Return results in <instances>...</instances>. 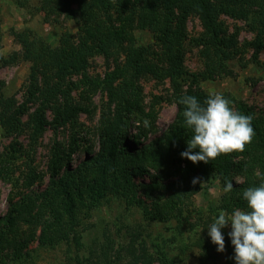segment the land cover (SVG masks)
<instances>
[{
    "label": "trees",
    "instance_id": "obj_1",
    "mask_svg": "<svg viewBox=\"0 0 264 264\" xmlns=\"http://www.w3.org/2000/svg\"><path fill=\"white\" fill-rule=\"evenodd\" d=\"M37 11L46 23L73 21L76 33L63 32L57 45L52 46L31 31H10L19 50L6 57L0 54V68L23 61L29 72L20 103L0 98V127L4 133H19L26 115L33 143L49 125L54 129L68 125L74 130L79 113L87 111L71 95L77 83L84 87L81 98L89 100L100 92L106 101L89 139L73 131L67 145L53 143L46 165L48 186L14 203L8 201L9 208L0 219V255L7 249L19 254L34 238L43 248L73 242L80 249L83 221L108 198L138 207L146 220L181 223L180 218L185 220L182 217L189 213L192 197L199 191L193 183L197 177L217 181L221 189L226 181H232L233 191L223 192L219 209L229 214L236 208L247 210L243 190L264 183V115H256L243 102L223 94L233 110L253 117V140L243 153L193 164L181 158L192 132L185 124V106L180 99L195 96L203 104L210 94L200 82L232 76L227 63L239 53L238 40L236 35L226 34L220 21L223 16L247 22L250 30L257 32L256 39L246 46L253 49L251 61L258 63L264 49V0H39ZM192 17L198 19L202 29L195 44L200 47L204 70L196 74H188L184 65L187 23ZM136 31L149 32L154 45H138ZM2 38L0 20V52ZM97 55L104 57L108 67L102 78L87 72L89 60ZM77 75L80 79L75 83L72 78ZM142 78L168 82L176 106L165 132L148 143L143 141L155 133L153 127L134 130L129 125V119L142 112ZM49 109L53 113L51 122L47 119ZM90 133L85 130L84 136ZM78 151L83 157L75 164ZM13 153L15 149L11 155L0 154L2 181H9ZM137 176H148L149 182L137 183ZM37 178L29 170L23 182L30 187ZM147 198L149 204L144 200ZM210 252L207 247L202 256L209 257ZM159 258L163 264H170L164 254ZM135 260L137 264H151L146 249ZM90 262L89 257H76L77 264Z\"/></svg>",
    "mask_w": 264,
    "mask_h": 264
},
{
    "label": "rangeland",
    "instance_id": "obj_2",
    "mask_svg": "<svg viewBox=\"0 0 264 264\" xmlns=\"http://www.w3.org/2000/svg\"><path fill=\"white\" fill-rule=\"evenodd\" d=\"M38 2L39 0H0L2 56L6 57L11 52L19 50L12 42L9 34L11 30L31 31L52 46L57 45L63 32L76 33L77 28L73 21L59 19L57 23L44 22L42 15L37 11ZM220 21L226 34L228 36L234 34L238 40L239 53L227 63L233 74L202 81L199 85L207 94H229L252 108L256 115H264V49L259 53L258 63H253L251 61L253 49L246 46L256 39L257 32L251 31L249 24L244 21L224 16ZM187 31L184 65L188 74H196L204 70V62L199 55L200 47L195 44V39L202 32L196 17L189 19ZM135 37L138 45L152 46L155 43L147 31H136ZM153 50L156 51L157 47ZM122 58L123 56H120L121 60ZM28 67L26 62L19 61L0 68V98H12L18 103L23 100ZM107 69L104 57L97 55L89 60L87 72L91 77L102 78ZM79 79V75L72 78L75 83ZM77 84V90L71 95L77 103L86 107L87 111L79 113L74 130L68 125L58 129L49 125L41 138L33 143L27 124L28 115L22 118L24 126L17 134L8 136L0 127V154L11 155L12 149H15V153L12 154L9 181L0 180V219L9 208V200L14 203L23 195L38 193L48 186L46 165L54 142L67 145L73 131L86 139L92 136L90 132L98 124L100 108L106 99L100 92L90 96L89 100L81 98L84 87L80 83ZM139 85L143 95L142 112L132 116L129 125L134 130L146 125L153 127L155 133L144 138V141L141 139V142L148 143L165 132L175 116L176 106L168 82L158 83L149 78H142ZM52 116V109H49L47 112L49 122ZM85 130H89L90 134L84 136ZM127 138L131 140V135L127 134ZM82 157L83 154L78 151L74 157L75 164L82 160ZM29 170L38 178L32 186L27 187L23 178ZM197 178L199 191L192 197L191 206L188 207L189 213L182 217L185 220L180 218L181 223L176 220L167 223L146 220L138 207H128L120 199L108 198L94 208L90 216L83 221L79 229L82 237L80 249H77L73 242H60L54 247L43 248L38 246L37 238H34L19 254H15L13 249L5 250L0 255V264H77L76 257H89L90 264H135V258L142 256L143 249L151 256V264H163L159 258L160 254H164L170 264H235L234 246L228 235L231 226L221 230L225 242L223 252H217V246L208 236L207 228L220 211L219 200L223 194L221 185L211 179ZM135 182L148 183L149 177L137 176ZM166 197L164 195V198ZM144 200L147 204L151 201L149 198ZM38 234L39 228L36 232V235ZM207 247L211 252L210 256L205 258L202 255ZM182 250H185V254H182Z\"/></svg>",
    "mask_w": 264,
    "mask_h": 264
},
{
    "label": "clouds",
    "instance_id": "obj_3",
    "mask_svg": "<svg viewBox=\"0 0 264 264\" xmlns=\"http://www.w3.org/2000/svg\"><path fill=\"white\" fill-rule=\"evenodd\" d=\"M180 103L185 106L183 117L192 132L181 158L193 164H208L221 155L243 153L251 144L255 135L253 117L233 110L222 94H210L203 104L195 96L185 95ZM195 149L199 151L194 152ZM197 181L194 178L193 183ZM222 190L232 192V181H226ZM243 199L247 210L236 208L229 214L221 209L207 228L208 236L217 246V252H223L225 242L221 230L230 225L228 235L234 246L235 264H264V183L244 189Z\"/></svg>",
    "mask_w": 264,
    "mask_h": 264
}]
</instances>
